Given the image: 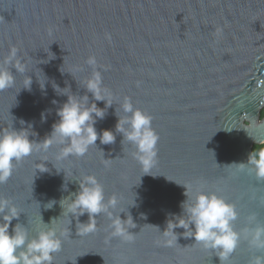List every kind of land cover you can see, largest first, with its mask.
<instances>
[{
  "label": "water",
  "instance_id": "1",
  "mask_svg": "<svg viewBox=\"0 0 264 264\" xmlns=\"http://www.w3.org/2000/svg\"><path fill=\"white\" fill-rule=\"evenodd\" d=\"M13 46L27 71L12 69L14 87L0 91V131L27 129L34 142L50 135L68 98L54 88L85 95L83 82L93 72L89 57L112 97L95 128L113 131L114 144L98 139L84 157L62 160L63 146L53 144L15 164L0 184V197L21 213L12 226L22 225L29 239L48 227L58 236L65 232L53 264H220L193 237L163 244L167 220L183 214V186L192 198L215 193L235 205L233 228L241 239L226 264L264 256L243 235L245 228L264 226V181L249 167L233 165L247 164L252 147L264 144V0H0V62ZM29 76L30 90L24 89ZM125 97L152 117L159 136L155 178L144 175L135 148L122 145L115 132ZM87 175L103 186L106 200L117 196V212L128 209L136 224L132 242L111 238L103 214L95 233L77 234V220L66 210ZM41 216L45 224L59 219L45 225ZM87 220V214L79 218Z\"/></svg>",
  "mask_w": 264,
  "mask_h": 264
},
{
  "label": "clouds",
  "instance_id": "2",
  "mask_svg": "<svg viewBox=\"0 0 264 264\" xmlns=\"http://www.w3.org/2000/svg\"><path fill=\"white\" fill-rule=\"evenodd\" d=\"M219 31L221 30L218 29ZM106 38L110 40V34H106ZM18 51L13 46L0 62V91L14 87L15 76L12 69L21 74L27 71V65L19 58ZM86 64L93 67V72L91 77L83 82L85 95L69 96L64 93V89L58 86L54 88L56 92L59 90L61 95H66L68 98L67 102L57 110L56 115L59 119L53 124L50 135L40 142H34L29 139L30 134L27 129L17 131L12 127L10 130L0 131V184L9 180L15 164L28 158L34 151L47 152L53 144L63 146L57 156V159L62 160L71 156L84 157L91 147H96L98 139L102 145L115 143L116 135L113 131L104 130L98 134L95 128L97 121L105 118V109L112 107V97L103 86L101 72L96 69L95 57H89ZM31 83L29 76L26 78L27 86L24 89L30 90ZM87 93H91L92 103H89ZM96 102H104L105 107H97ZM121 110L124 116H117L115 132L122 135V145L127 142L135 148L132 155L141 166L144 175L153 176L152 170L158 157L159 136L152 128V117L134 108L129 97L124 98ZM41 118L42 120L45 118L43 113ZM21 123L23 124L24 121ZM109 162L110 159H105V166H108ZM233 165L241 170L249 167L258 181H264V148L254 151L249 156L247 164ZM78 183L79 191L71 196L66 210L68 216L71 215L77 220V234L83 237L95 233L98 230L97 217L103 214L111 221V238L132 242L136 234L130 229L136 228V224L128 209L126 214L124 211L117 212L119 207L117 196L113 195L106 200L104 188L95 176H84ZM183 187L186 196V200L180 205L183 214L167 220L166 229L161 233L164 237V246L177 245L179 235L185 238L193 237L194 244H201L204 249L215 252L220 264H226L241 239V233L233 228V223L238 218L235 205L215 193L199 192L192 198L188 195L189 188ZM50 203L53 206L55 201ZM132 206H135L134 202ZM62 209L64 212L63 207ZM121 213L127 218L122 220ZM20 214L14 204L0 197V264H53L54 254L62 250L63 241L60 237L64 236L65 232H61L58 236L55 228L48 227L29 239L27 230L22 225L17 223L12 226V221L18 219ZM85 214L88 220L80 223L79 218ZM57 219L59 218H53L50 224H45L41 216V222L45 225H51ZM249 221H255V217H249ZM178 228L184 229V232L177 234L174 230ZM67 231L69 232V229ZM243 235L248 239L251 247L264 249V226L245 228ZM251 264H264V256H256Z\"/></svg>",
  "mask_w": 264,
  "mask_h": 264
},
{
  "label": "trees",
  "instance_id": "3",
  "mask_svg": "<svg viewBox=\"0 0 264 264\" xmlns=\"http://www.w3.org/2000/svg\"><path fill=\"white\" fill-rule=\"evenodd\" d=\"M259 117H260V119L264 118V109L260 111ZM261 148H264V144H262V145H254L252 147V153L254 151H259Z\"/></svg>",
  "mask_w": 264,
  "mask_h": 264
}]
</instances>
